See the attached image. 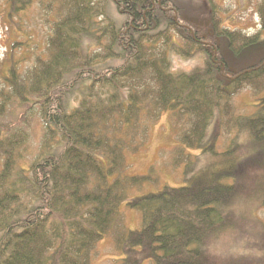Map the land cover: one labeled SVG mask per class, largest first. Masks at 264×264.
<instances>
[{"label":"trees","instance_id":"trees-1","mask_svg":"<svg viewBox=\"0 0 264 264\" xmlns=\"http://www.w3.org/2000/svg\"><path fill=\"white\" fill-rule=\"evenodd\" d=\"M202 1L206 19L174 0H0L8 24L38 6L48 30L22 76L11 42L2 77L0 264H93L103 239L114 264H213L207 246L234 226V206L264 207V1L252 35ZM195 56L203 69L171 72L173 57ZM246 86L254 114L236 116ZM166 113L185 186L128 201L141 220L130 231L120 206L154 181L126 176L125 156ZM219 118L247 143L221 152Z\"/></svg>","mask_w":264,"mask_h":264},{"label":"rangeland","instance_id":"rangeland-1","mask_svg":"<svg viewBox=\"0 0 264 264\" xmlns=\"http://www.w3.org/2000/svg\"><path fill=\"white\" fill-rule=\"evenodd\" d=\"M263 1L213 0L216 5L215 13L222 21V27L242 31L248 35L255 34L259 29L257 8ZM174 2L187 8V11H192L195 18L206 19L209 16L210 8L207 2L202 0H174ZM18 16L10 21L13 24L7 23L6 13L0 16V92H7L2 77L5 75L6 68L10 66L7 59L11 42L22 43V45L17 44L13 49L14 61H21L17 73L22 76L24 71L31 67L34 61L32 56L39 53L42 49L41 45L45 44L47 39V26L43 23L44 19L38 11V6L28 8ZM262 38L264 40V33ZM36 45L39 46V50L35 49ZM171 63L172 73H188L197 68L203 69L202 59L199 56L190 59L173 57ZM249 90H252L250 86L244 87L233 99L236 116L254 114L257 98L252 96ZM217 121L218 127L211 131L217 134V147L221 152L227 149L231 142L235 143L236 149L239 145L247 143L242 134L239 135L236 129L231 130L228 127L225 119L219 118ZM38 133L39 131H36V140L39 137ZM237 137L240 140L236 139ZM177 144L178 132L166 113L157 124L149 128L148 138L143 148L135 154H126V176H148L152 172L151 178L154 181L153 184L149 182L144 186L141 192L129 191L127 200L121 204L120 211L128 230H137L141 223L140 215L126 207V203L133 197L154 192L165 186L173 188L185 186L183 168L178 167L176 165L178 161L176 162V159L172 157V151ZM188 153L192 154V157L199 154L192 151ZM203 161L199 162V166L204 165L205 161ZM233 210L235 211L234 226L228 228L218 237V240L211 241L207 246L208 258L213 264H264V207L252 200L239 202ZM114 255L117 256L111 241L103 239L97 245L93 264H114L112 262ZM141 264L153 263L150 259H145Z\"/></svg>","mask_w":264,"mask_h":264}]
</instances>
